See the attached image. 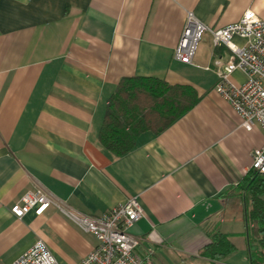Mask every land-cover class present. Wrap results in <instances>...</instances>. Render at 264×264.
<instances>
[{
  "label": "crops",
  "instance_id": "0c3cea01",
  "mask_svg": "<svg viewBox=\"0 0 264 264\" xmlns=\"http://www.w3.org/2000/svg\"><path fill=\"white\" fill-rule=\"evenodd\" d=\"M247 9L264 19V0H0V264L38 239L58 264H78L96 245L54 207L16 218L11 206L37 190L92 216L137 196L143 215L129 232L139 264H249L245 202L227 192L249 171L264 128L240 127L215 90L212 61L227 50L209 33L193 64L174 57L188 12L218 29ZM130 76L190 86L198 101L117 156L99 131ZM216 231L236 250L212 262L200 252Z\"/></svg>",
  "mask_w": 264,
  "mask_h": 264
},
{
  "label": "built area",
  "instance_id": "2783aa9c",
  "mask_svg": "<svg viewBox=\"0 0 264 264\" xmlns=\"http://www.w3.org/2000/svg\"><path fill=\"white\" fill-rule=\"evenodd\" d=\"M204 33H209L214 47H224L227 58L215 57L212 68L217 76L215 90L225 98L241 117L240 127L251 130L255 124L264 128V19L247 9L240 19L218 29H211L188 12L175 59L193 64L198 43ZM234 37L243 40L241 44ZM235 71L244 74L245 80L237 84L232 80ZM250 169L264 174V144L252 152ZM54 207L81 231L91 234L94 248L78 264H139L135 249L138 237L129 229L142 217L143 209L137 196L128 198L102 216L81 213L49 194L37 190L25 193L11 208L18 219L33 210L43 214ZM10 264H58L42 239L15 258Z\"/></svg>",
  "mask_w": 264,
  "mask_h": 264
},
{
  "label": "trees",
  "instance_id": "16d2710c",
  "mask_svg": "<svg viewBox=\"0 0 264 264\" xmlns=\"http://www.w3.org/2000/svg\"><path fill=\"white\" fill-rule=\"evenodd\" d=\"M197 101L190 86L171 85L153 77H123L108 100L99 141L111 153L123 155L134 147L140 133L165 130ZM228 194L239 195L245 202L249 264H264V174L250 169ZM235 250L230 237L216 231L200 256L217 262Z\"/></svg>",
  "mask_w": 264,
  "mask_h": 264
}]
</instances>
